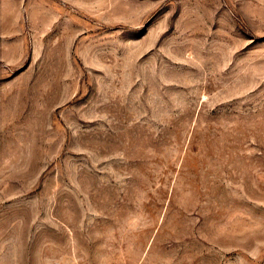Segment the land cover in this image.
<instances>
[{"label":"rangeland","instance_id":"1","mask_svg":"<svg viewBox=\"0 0 264 264\" xmlns=\"http://www.w3.org/2000/svg\"><path fill=\"white\" fill-rule=\"evenodd\" d=\"M0 264H264V0H0Z\"/></svg>","mask_w":264,"mask_h":264}]
</instances>
